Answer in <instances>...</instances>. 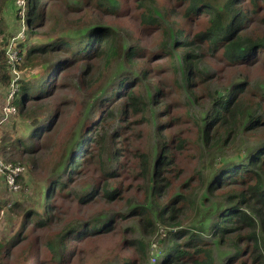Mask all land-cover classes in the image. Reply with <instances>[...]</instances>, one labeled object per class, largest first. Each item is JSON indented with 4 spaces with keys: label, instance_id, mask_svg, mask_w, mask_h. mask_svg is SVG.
I'll return each instance as SVG.
<instances>
[{
    "label": "trees",
    "instance_id": "obj_1",
    "mask_svg": "<svg viewBox=\"0 0 264 264\" xmlns=\"http://www.w3.org/2000/svg\"><path fill=\"white\" fill-rule=\"evenodd\" d=\"M3 1L0 0V16L7 3V0ZM56 1L58 0H27L28 11L24 23L27 26L25 29L27 36L36 34L45 27L47 21H55L49 14L52 4ZM138 2L141 3V9L144 11V24L147 26L156 25L157 20L149 6L151 0H137ZM188 2L187 14H194L200 10L210 11L197 16L196 19H201L210 14L201 25L202 29L194 35L193 40L188 38L186 31L184 32L182 29L176 31V36H179L180 40L181 36L184 38V41L179 40V46L184 51L177 53L181 56L179 55L180 59L172 66V82L176 86L177 77L180 75L183 88L188 92L186 94L193 95L196 88L194 83L203 82L208 77V75L206 76L208 65L203 62L206 54L212 53L215 56L220 52L218 59L221 63L225 61L227 68L242 67L256 62V60L250 61V58L258 50L264 51V35L252 39L244 33L239 35V32L241 23H247L252 14L262 16L264 22V0H248L251 10L246 6V0H188ZM204 2L206 3L201 5ZM88 3V10H90L85 12L70 7L69 13L81 24L84 20L90 19L89 12L92 10H101L102 12L104 10V13L107 14V12L112 13L111 11L116 10L115 7L117 8L116 0H94ZM218 4L221 6L219 7ZM244 9L247 13L249 12V17L242 13ZM58 22L62 21H56L53 26H57ZM66 23L70 24V21ZM3 25L4 21L0 17V82L3 86H8L10 77L6 72V53L5 49L1 48L2 44H7L8 37L4 35L5 31L1 28ZM75 40L76 43L68 42L67 39H56L51 44L32 46L26 51L25 62L18 67L22 73L25 68H31L32 64L35 66L40 60L45 61L51 55L53 58H49L51 60L49 63L45 61L41 65V73L34 77V81H28L24 77L18 79L19 88L13 105L18 108L22 119L29 121L39 118L38 125H40L50 119L56 121L61 114L72 113L73 108L76 109L75 115H80L81 111H78L80 108L78 105L70 104L66 112L62 113L60 104L51 105L47 100L54 93L59 95L60 89H65L66 85L64 83L61 85L64 76L79 66L83 68L79 72L80 83L84 93H89L91 86L97 82L100 76V70L105 67L102 64H96V61L108 64L109 60L121 56L124 50V44L118 40L115 30L101 21H98L97 25L92 24L82 36ZM199 42H203V45ZM160 48L161 51L165 50L169 54L166 61L171 69L173 64L171 59L174 55L169 50L170 44H161ZM136 54V48H127L123 55L125 57L124 64H132ZM262 63L264 64V60ZM57 66L59 68L51 76L46 74L48 69ZM125 68L126 66H123L118 70ZM193 75L196 77L191 78ZM128 77L131 78L129 75ZM215 78V75L212 74V82ZM134 80L137 87H131L120 97H117V94L126 89V80L118 85L123 89L113 91L109 99L106 94L112 87V80L105 84L100 93L98 90L96 91V94H99L91 101L89 107L85 108L81 119L89 116L94 110L97 111L103 105H105L106 111L101 112L89 125L80 124L82 134L73 136V138L83 137V140L77 144L75 152H70L67 165L60 164L61 160H58L60 163L57 161L54 164L53 177L47 181L57 187L50 186V192L44 194L45 205H49V207L42 212V221H40L42 216H37L34 201H32L33 207L23 213L21 228L25 226V223L26 225L34 223L37 232H45L43 233L44 238L38 237L37 233L32 237V229H27L28 233L24 236L20 247L27 244L26 248H31L32 252L38 247L46 248L48 264H67L63 252L66 251V241L70 239L74 230L79 227L88 229L95 223L114 216V213L112 215H110L111 213H99L94 218L91 215L86 221L65 223L57 220L52 226H49L54 218L57 198L67 196L68 187L72 183L69 176L63 182L64 178L62 175L61 178L59 173L63 172L66 175L65 172H74L76 168H79L81 154L94 144L97 148V161L94 163L97 177L101 183L98 184V181L88 183L83 191L84 195L75 199L78 204L94 208L93 204L99 201L102 205L100 207L105 208L115 201H120L130 192L134 196L142 193L144 203H139L140 200L134 197L136 198L134 205L129 203L130 211H132L130 215L135 213L132 215L134 220L131 227L121 231L120 221L118 223L112 221L117 215L114 216L107 222L109 228L88 240L87 244L79 250L77 256L71 259L70 264H105L111 255L120 259L115 264H151V245L154 238L157 239V236L154 235L159 230L158 223H161L165 229H175L173 233H169L164 242L157 244L159 251L153 255L156 259L163 256L160 263L158 262L159 264H214L211 248L215 245L227 246L234 250L233 256L227 260L226 264H264V82L255 87H251L248 83L233 85L230 89L224 90L221 95L219 93L217 97L210 98L209 110L204 111L198 118L189 114L188 121L197 129L194 137L189 138L188 135L182 134L176 136L174 132L166 137V140L161 137L159 150L153 156V160L150 161L151 156L147 153L139 161L140 171L137 173L139 185L124 190L125 188L120 187L119 189V187L112 188L110 186V182H114L118 178H114V175L123 166L122 162L118 161L119 151L114 145L116 139L122 136L121 131L124 126L123 128L117 127V131L110 129L111 133H109L110 124L115 119L114 114L120 112L123 118L127 115H139V120L149 126L154 121L147 119V114L151 115L150 119L157 118L156 114H158V112L152 111L153 107L150 108V104L155 107L157 104H161L165 98L163 86L158 85V82L145 81L143 83L147 87H144L142 83H139V80ZM174 93L177 94L178 91ZM119 98L122 101H119ZM156 98L160 100L158 101L160 103L155 102ZM94 101L98 105L90 112V109H93ZM51 107H53V114L48 118L43 115H41L42 118L37 116L39 113H46L47 109ZM158 115L167 117L169 111L164 109ZM73 120L72 123H75ZM177 122L179 123L180 119L174 115L167 123H161V127L164 130L175 128ZM38 125L31 127L32 132L35 130L38 132L35 134L36 137L40 135L41 127ZM163 129L158 128L160 131ZM236 139L244 142H240L241 146L240 149H236L235 157L228 159V156L223 155V151L231 150L232 146H235ZM107 145L112 146L113 154L108 153ZM204 151L215 152L210 158L209 174L207 175L199 168ZM174 152L179 155H174ZM185 152H191L189 158L193 157L196 161L194 171L198 177L197 182L201 190L205 192L209 204L205 203L204 198H200L197 205L193 203V193L200 188L196 186L191 192L189 180L183 185L187 186L184 194L172 193L173 181L169 176L174 168L176 169V159ZM91 155L89 153V157ZM112 166L118 167L119 171L112 172L111 170L114 169L111 168ZM180 172L176 171L177 177ZM120 186L123 187V185ZM69 193L72 197L71 191ZM210 210H212V214H208L211 213ZM49 213H51L50 217L45 219V215L47 216ZM194 230L204 235H211V242L206 243L203 236ZM37 237L39 240L42 238L43 243L36 244L34 248V241ZM168 244L171 246L169 245L166 250L160 247V245L167 247ZM10 247L8 242L0 244V264H5L2 260V253L8 251ZM87 249L90 252H86ZM32 252L29 254V258L35 256ZM127 253H130L132 257ZM27 258L23 256L24 260Z\"/></svg>",
    "mask_w": 264,
    "mask_h": 264
},
{
    "label": "rangeland",
    "instance_id": "obj_2",
    "mask_svg": "<svg viewBox=\"0 0 264 264\" xmlns=\"http://www.w3.org/2000/svg\"><path fill=\"white\" fill-rule=\"evenodd\" d=\"M93 1L94 0L56 1L52 4L49 14L55 19V21H47L44 28L31 36H27L25 33V29L27 28L24 24L26 12L28 11V7L26 6L27 0H7L6 7L3 8L1 13L0 17L4 21V25L1 28L5 31L4 35L8 37L7 44H2L1 48L5 49L7 59L6 72L10 77V83L13 79H21L22 77L28 81H34V77L41 73V65L45 61L46 63H49L51 61L49 58H53V55H51L45 61L40 60L35 66L32 64L31 68H25V71L22 73L18 67L25 62L26 51L29 48L32 46L48 45L53 41H56V39H67L68 42L72 41V43H76L75 39L82 36L92 24L97 25L98 21H101L105 25H110L115 30L120 43L124 44L122 55L109 60L108 64H106V62L100 63L96 61V64H102V66L105 67L100 70V76L98 77L97 82L91 86L89 93H84L83 86L80 83L79 72L83 68L79 66L64 76L61 85L64 83V85H66L65 89H60L58 91L59 95L54 93L47 100L51 105L60 104V110L62 113L66 112L70 104L78 105L80 106L78 110L81 111L80 115H75L76 109L73 108L72 113L61 114L56 121L50 119L38 125L39 118H34L38 119L36 126L38 125L41 127L39 131L40 135L36 137L35 134H38V132L36 130L35 132H32V126H30V122L33 119L29 121L22 119L18 108L15 106L17 108V114L9 118L4 124L0 125V154L6 161H16L13 163L18 162L25 167L24 174L19 177V190L16 192L8 190L3 181V177L0 175V244L8 242L11 246L8 251L2 253V260L5 264H48L46 257L47 252H45L46 248L38 247L32 252L33 250L31 248H26L27 244L20 247L23 243L22 240H24V236L28 233L27 229H32V237L37 233L38 237L44 238L43 233L45 232H37L34 223L29 225H26L25 223V226L21 228L22 216L25 210L33 207L32 201H34L36 204L35 209L37 211V216H42L40 217V221H42V212L49 207V205H45L44 194L50 192V186L57 187L52 182L47 181V179L53 177L54 164L58 160H61V163L60 161H58V163L63 166L67 165L66 162L70 157V152H75L77 144L83 140V137L78 139L73 138V136L82 134L79 127L80 124L89 125L101 112L106 111V109H104L105 105L101 106L97 111L94 110L98 105V103L94 101L93 109L91 108L90 112L94 111L89 116L84 117L83 115L84 118L81 119V115L84 113L85 108L89 107L91 101L97 97L101 89L105 87V84L112 80V87L106 94L107 99H109L113 91L123 89L119 88L118 85L122 84L125 80L127 83L126 89L121 90L117 94V97H120L131 87H137L134 79L139 80V83H142V86L144 87L147 86L143 82L148 80L153 82L156 81L158 82V85L160 84L163 86L162 89L165 98L162 100L161 104H157L155 107L150 104L149 107H153L152 111L158 112V114H161V111L164 109L169 111L167 117L156 114L157 118L155 119H150L151 115L148 113L147 119L152 120V122L154 121L149 126L139 120V115H127L123 118L120 115V112L114 114L115 119L110 124L109 133H111V130L113 129V131H117V127L119 126H121V128L124 126V129L121 131L122 136L116 139V144L114 145L119 151L120 158L118 161L122 162L123 166L120 168V171L118 167H111L114 168L111 170L112 172L114 170H118L119 172L114 175V178H118L116 181L110 182V186L112 188L119 187L120 189L121 187L123 189L125 188L124 190H129V187H136L139 185L137 173L140 171L139 161L141 157L149 153L151 156L150 161H152L153 156H155L159 150V141L161 137L166 140V137L170 136L172 132H174V135L176 136L182 134L188 135L189 138L194 137V133L197 129L188 121L189 114L198 118L204 111L209 110L210 98L217 97L219 93L221 95L224 90L230 89L233 85L248 83L251 87H255L264 82V64L262 63L264 60V51L258 50L256 54L251 56L250 61L256 60V62L247 64L246 66L233 68L225 67V61H222L221 63L218 59V57H220V52L216 53L215 56H213L212 53H208L206 54V57L203 58V62L208 65V73L206 74L208 77L204 79L203 82L199 81L194 83L196 88L193 95L190 93V95L186 94L188 92L183 88L180 75L177 77L176 86H174L172 82V66L180 59L178 58L180 54L177 53L184 51L179 46L180 37L176 36V31L179 29L184 30V32L186 31L188 38L193 40L194 35L202 29L201 25L207 20L210 14H207L201 19H196L197 16L209 13L210 11L200 10L194 14H187L186 7L189 5L188 0H151L149 6L157 20L156 25L154 26H147L144 24V11L141 9V3H137V0H116V10L111 11L112 13L107 12L108 15L104 13V10L103 12L101 10H92V12H89L90 19H87L90 22L84 20L82 24L69 13L70 7L76 8V10H83V12L86 10L89 11L88 2ZM246 1V6L251 10L248 0ZM205 3L206 2L201 5ZM220 6L221 5H219V7ZM242 13L248 16L249 12L247 13L246 9H244ZM261 17L262 16L258 14H252L247 23H241L242 26L240 27L239 35L244 33L252 39L264 35V22ZM56 21L62 22H58L57 26H53ZM69 21L70 24H67L66 22ZM181 37L180 41H184L183 36ZM164 43L170 44L169 50L172 51V55H174L173 59H171L173 62L171 69H169L168 62L166 61L169 54H167L165 50L161 51V48L159 49V45ZM199 43L203 45V42ZM130 47L136 48L137 54L135 55L132 64H124L125 57L123 55L125 54V50ZM123 66H126V68L119 71L118 69ZM46 68L48 69V67ZM57 68H59V66L48 70L46 69V74L51 76ZM13 70H15V73L12 72ZM212 74L216 77L213 82ZM128 75L131 78H129ZM136 76L137 78H135ZM193 77L196 76L193 75L191 78ZM9 85L3 86L0 82V117L2 115V108L6 103ZM48 87L49 85L47 88ZM97 90L99 92L98 94H96ZM175 91H178V93H174ZM261 91L262 90L260 89V92ZM16 98L17 96L14 97V99ZM119 101H122V99L119 98ZM158 101L160 100L156 98L155 102L160 103ZM52 114L53 107L47 109L46 113H39L37 116L43 115L48 118ZM174 115L180 119V122H177L175 128L164 130L163 127H161V123H167ZM43 116H41V118ZM72 119H74L73 121H75L76 124L72 123ZM127 122L129 123L127 124ZM157 127H160L163 130L160 131ZM75 131L77 132L75 133ZM243 138L245 139L244 136ZM240 142L244 141L236 139V142L234 143L235 146H232L231 150L223 151V155L228 156V159L234 158L237 153L236 149H240ZM111 147L112 146L109 145L106 146L109 150L108 153L110 154L113 151ZM89 153L92 154L91 157H89ZM173 154L179 155L177 152H174ZM190 154L191 152H185L180 155L179 158L176 157V169L174 168L169 176L173 181L172 193L184 194V190L187 189V186L183 185L187 180H189L191 192L196 186L200 188L197 182L198 177L194 171L196 161L193 157L189 158ZM212 154H215V152L211 151V153H209L204 151V156L201 158L199 168H201V171L205 175L209 174L208 167ZM81 156V162L79 163L80 166L79 168H76L74 172H65L66 175L63 172L59 173L60 177L62 175L64 178L63 182H65V180H67L66 178L69 176L71 177L70 181L72 183L68 187L67 196L59 199L57 198L54 218L49 223V226H52L57 220L65 223L86 221L91 215L92 218H94L99 213H111L110 215L114 213V216H117L114 219H112L113 216L110 219L101 220V222L95 223L93 227L88 229L79 227L74 230L70 235V239L66 241V251L63 252V257L67 259V264H70L72 261L71 259L77 256L79 250L87 244L88 240L97 236L102 230L109 228L107 225L109 220L112 219V221H116L117 223L120 221L121 231L131 227L132 221L134 220V216L132 215L135 213L130 215L132 211H130L129 203L133 204L136 201V198L134 197H137V199L140 200L139 203H144L142 193L134 196L131 194L132 192H130L123 196L120 201H115L105 208L100 207L102 205H100L99 201L93 204L94 208L85 206L84 204H78L75 199L78 196L84 195L83 191L88 183H95L97 181L98 184L101 183L97 177V169L94 163L97 161L96 146L92 144L87 150L83 151ZM38 167H41V169H38ZM176 171H181L178 176L179 178L176 176ZM120 185H123V187ZM70 191L72 197L70 196ZM200 198H204L206 204L210 203L207 196H205V192L201 190V188L196 189L193 193V203L197 205ZM218 204H220V202H218ZM209 212L211 213L208 214H212V210ZM50 215L51 213L47 214V216L45 215V219H48ZM157 225L159 230H157L155 233L156 235H154L157 236V239L154 238L152 241V255L159 251L157 244L164 242L168 238L169 233L175 231V229H165L161 226V223H158ZM194 232L200 233L196 230H194ZM200 235L203 236L206 243L211 242V235H204L201 233ZM38 237L36 238V241H34V248L36 244L43 243L41 240L42 238L39 240ZM17 244L19 245L16 246ZM169 245L171 246V244H168L167 247L161 245L160 247L166 250ZM85 251L90 252L88 249ZM31 252L35 256L29 258ZM127 252H129V250H127ZM233 252L234 250L227 246L215 245L211 248V257H213L214 264H226L227 260L233 256ZM127 255L132 257L130 253H127ZM152 255L150 259L151 264H159V261L163 259V256L156 259L155 256ZM23 256L28 257L27 260H24ZM119 260L120 259H117L114 255H111L108 257L105 264H115Z\"/></svg>",
    "mask_w": 264,
    "mask_h": 264
},
{
    "label": "built area",
    "instance_id": "obj_3",
    "mask_svg": "<svg viewBox=\"0 0 264 264\" xmlns=\"http://www.w3.org/2000/svg\"><path fill=\"white\" fill-rule=\"evenodd\" d=\"M12 72L15 73V70ZM18 78L11 81L7 92L6 103L2 108L0 125L7 122L9 118L17 114V108L13 105V99L18 91ZM25 172V167L20 163L6 161L0 154V175L9 191L16 192L19 190L18 178Z\"/></svg>",
    "mask_w": 264,
    "mask_h": 264
},
{
    "label": "water",
    "instance_id": "obj_4",
    "mask_svg": "<svg viewBox=\"0 0 264 264\" xmlns=\"http://www.w3.org/2000/svg\"><path fill=\"white\" fill-rule=\"evenodd\" d=\"M37 123H38V119H33V120L30 122V126L34 127V126H36Z\"/></svg>",
    "mask_w": 264,
    "mask_h": 264
}]
</instances>
